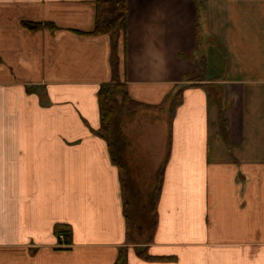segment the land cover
<instances>
[{
	"label": "crops",
	"instance_id": "obj_1",
	"mask_svg": "<svg viewBox=\"0 0 264 264\" xmlns=\"http://www.w3.org/2000/svg\"><path fill=\"white\" fill-rule=\"evenodd\" d=\"M97 1L0 0V264H114L120 252L126 264H264V0H126L117 61L134 107L164 114L185 86L165 164L140 132L121 134L128 190L98 133L110 40L74 32L93 28ZM159 176L153 227H132L126 208L147 215Z\"/></svg>",
	"mask_w": 264,
	"mask_h": 264
},
{
	"label": "trees",
	"instance_id": "obj_2",
	"mask_svg": "<svg viewBox=\"0 0 264 264\" xmlns=\"http://www.w3.org/2000/svg\"><path fill=\"white\" fill-rule=\"evenodd\" d=\"M196 6H201L205 0H193ZM95 15H94V25L89 32H79L75 33L83 36H106L110 40V50L111 56L114 60L112 63V77L108 83L102 84L97 92L100 128L99 136L106 142L108 149L110 150V157L113 163L116 164L119 170L120 181L124 189H129V184H127V173L126 166L123 161L119 158V153L116 148L118 144L122 143V137L118 133V125L120 123V117L122 114H128L129 106H134V102L130 99L126 84L119 79V63L117 61V52L119 46L120 38L125 37L126 32V19L128 15V7L126 0H100L95 2ZM22 25L30 30L37 31L43 27H47L50 30H55V26L52 23H33V22H22ZM206 62L204 63V67ZM202 76V74L200 75ZM184 81H186V76H184ZM185 86L180 87L178 90L174 91L173 94L169 95L170 108L169 117L174 115L176 108L181 104L182 92ZM218 107V126L220 133L223 134L225 131V119H224V108L221 107L219 103L216 104ZM169 135L167 136V152L169 150ZM168 158V153L166 155L165 161ZM165 164V163H164ZM164 167V166H163ZM162 167V169H163ZM161 169V172H162ZM161 187V177L157 179V183L151 195L152 212L155 218V204L159 195ZM126 205V202H125ZM127 219V218H126ZM128 223L126 227L127 241H129L128 236ZM56 235L63 234L66 238V242L70 243L69 236L65 227L58 226L55 230ZM138 256L146 261H173L174 258H157L150 256L146 250H138ZM114 264H126L125 253L120 252L114 262Z\"/></svg>",
	"mask_w": 264,
	"mask_h": 264
},
{
	"label": "rangeland",
	"instance_id": "obj_3",
	"mask_svg": "<svg viewBox=\"0 0 264 264\" xmlns=\"http://www.w3.org/2000/svg\"><path fill=\"white\" fill-rule=\"evenodd\" d=\"M189 57H190L189 55L183 54L182 56H180V59H188ZM169 108H170V102L167 103L166 113L163 114L162 111L157 112V111L151 110L149 107L143 108V107H134L130 105L128 108L130 112L128 114H123L127 117V120H124V124H123L124 127L119 129V133L120 135L122 134L123 137L126 131L129 133L131 137V132L134 131V130H131L132 128L140 132L139 135H136V138L140 139V141H142L143 143H146L148 146L156 145L155 146L156 148L160 149V151H163L162 152L163 164H164V161L167 155V124L166 123L169 122V118H170ZM158 114L161 115V119H163L164 117L166 121V122H162L163 123L162 126L164 127L163 135H161L158 130L159 128L158 121L160 119V115ZM120 123L118 125V128H120ZM155 159L158 160V156H156L155 158L153 157V161ZM147 163H150V161L147 160ZM135 167L136 165L132 167L134 168V174L132 175L133 177L132 179L134 180L135 184L137 185L140 191L141 200H143L142 198H144V195L147 193V190L149 189V181L147 180L148 175H140V176L138 175L137 176L136 170H138V168H135ZM135 200H133V204L137 203L135 202ZM132 206H129L128 208H126L127 213H129L128 216H129L130 225L133 227L136 223H144L145 224L144 228L149 227L150 228L149 230H151L154 224V214L152 212V204H149V206L147 207V211H148L147 215L142 213L144 209L136 208ZM140 206H143L141 205V202H140ZM132 210L138 211L140 213L138 214L130 213Z\"/></svg>",
	"mask_w": 264,
	"mask_h": 264
},
{
	"label": "built area",
	"instance_id": "obj_4",
	"mask_svg": "<svg viewBox=\"0 0 264 264\" xmlns=\"http://www.w3.org/2000/svg\"><path fill=\"white\" fill-rule=\"evenodd\" d=\"M58 238H59V246L61 247H65L68 245V243L66 242V239L63 235H58Z\"/></svg>",
	"mask_w": 264,
	"mask_h": 264
}]
</instances>
